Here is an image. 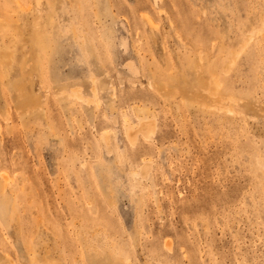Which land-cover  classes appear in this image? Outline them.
<instances>
[{"label": "rangeland", "instance_id": "374dc122", "mask_svg": "<svg viewBox=\"0 0 264 264\" xmlns=\"http://www.w3.org/2000/svg\"><path fill=\"white\" fill-rule=\"evenodd\" d=\"M0 264H264V0H0Z\"/></svg>", "mask_w": 264, "mask_h": 264}, {"label": "bare ground", "instance_id": "6f19581e", "mask_svg": "<svg viewBox=\"0 0 264 264\" xmlns=\"http://www.w3.org/2000/svg\"><path fill=\"white\" fill-rule=\"evenodd\" d=\"M19 3V2H18ZM150 19V18H149ZM143 125V129L145 128V129H150L149 127H150V125L149 124H146V123H143L142 124ZM149 131V130H148ZM147 134V133H146Z\"/></svg>", "mask_w": 264, "mask_h": 264}]
</instances>
